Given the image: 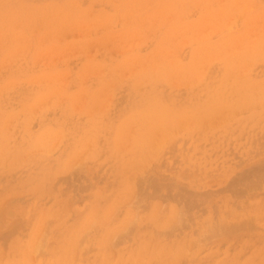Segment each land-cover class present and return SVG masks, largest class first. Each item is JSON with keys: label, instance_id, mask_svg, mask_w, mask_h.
<instances>
[{"label": "rangeland", "instance_id": "374dc122", "mask_svg": "<svg viewBox=\"0 0 264 264\" xmlns=\"http://www.w3.org/2000/svg\"><path fill=\"white\" fill-rule=\"evenodd\" d=\"M0 264H264V0H0Z\"/></svg>", "mask_w": 264, "mask_h": 264}, {"label": "bare ground", "instance_id": "6f19581e", "mask_svg": "<svg viewBox=\"0 0 264 264\" xmlns=\"http://www.w3.org/2000/svg\"><path fill=\"white\" fill-rule=\"evenodd\" d=\"M238 50H240V49H238ZM243 50H244V48H243ZM231 52V51H230ZM239 52V51H238ZM237 53V52H236ZM232 54H234V52H232ZM227 55V54H226ZM228 55H230L229 53H228ZM238 55V54H237ZM236 54H235V56H237ZM239 55H240V53H239ZM238 55V56H239ZM225 56V55H224ZM232 56V55H231ZM146 72V71H145ZM147 73V72H146ZM218 107V106H217ZM167 113V112H166ZM172 116H173V114H172ZM103 228V227H102Z\"/></svg>", "mask_w": 264, "mask_h": 264}]
</instances>
